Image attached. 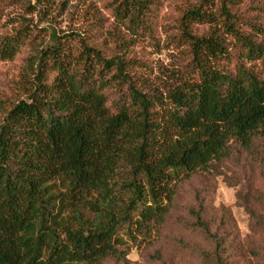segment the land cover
I'll use <instances>...</instances> for the list:
<instances>
[{"label":"trees","instance_id":"trees-1","mask_svg":"<svg viewBox=\"0 0 264 264\" xmlns=\"http://www.w3.org/2000/svg\"><path fill=\"white\" fill-rule=\"evenodd\" d=\"M67 1L0 0V62L21 58L0 85V264L121 260L179 185L264 138V0H184L188 62L162 92L136 52L157 0H98L107 27Z\"/></svg>","mask_w":264,"mask_h":264},{"label":"rangeland","instance_id":"rangeland-1","mask_svg":"<svg viewBox=\"0 0 264 264\" xmlns=\"http://www.w3.org/2000/svg\"><path fill=\"white\" fill-rule=\"evenodd\" d=\"M157 1L155 39L139 43L136 52L142 62L138 72L151 91L162 92L184 77L188 56L177 27L184 0ZM67 2L79 9L94 5L108 18L106 27L113 22L98 0ZM256 8L249 15L264 26V3ZM68 24L67 15L55 19L59 32ZM20 60L0 62V85L17 76ZM253 66L262 70L258 63ZM123 239L125 257L102 264H264V138L255 140L251 151L236 149L228 160L179 185L164 222L149 237H137L136 243Z\"/></svg>","mask_w":264,"mask_h":264}]
</instances>
